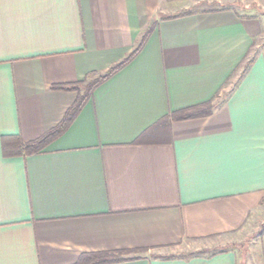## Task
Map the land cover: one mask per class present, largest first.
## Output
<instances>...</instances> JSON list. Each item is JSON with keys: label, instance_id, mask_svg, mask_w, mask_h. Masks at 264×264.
Segmentation results:
<instances>
[{"label": "crops", "instance_id": "0c3cea01", "mask_svg": "<svg viewBox=\"0 0 264 264\" xmlns=\"http://www.w3.org/2000/svg\"><path fill=\"white\" fill-rule=\"evenodd\" d=\"M232 1L0 0V264H264V230L227 246L264 202V57ZM150 28L60 136L11 151L74 104L55 86L104 74ZM205 241L222 247L162 254Z\"/></svg>", "mask_w": 264, "mask_h": 264}, {"label": "trees", "instance_id": "16d2710c", "mask_svg": "<svg viewBox=\"0 0 264 264\" xmlns=\"http://www.w3.org/2000/svg\"><path fill=\"white\" fill-rule=\"evenodd\" d=\"M242 18L253 19L252 16H240ZM151 28L148 29L143 36L141 37L140 41L136 45V47L119 63L110 67L104 74L102 75H89L88 79L83 83L80 84H71V85H58L55 86L59 89H67V90H75L78 91L79 95L74 102V104L66 111L63 119L61 122L51 129L50 131L44 133L40 138L28 142V143H21L20 141L15 143H11L12 152H19L22 154H33L42 151L45 149L55 138L60 136L70 125L73 121L77 113L79 112L80 108L83 104L88 100V98L92 95L93 90L103 81L108 79L111 75L115 72L120 70L143 46V43L150 33ZM252 60H249L243 64V71L248 69L249 65L251 64ZM85 83V85H84ZM82 87V88H81ZM213 111V106L210 103H207L202 106H197L189 110L180 111L178 113H174L170 116L172 120H185L196 118L199 116H205L210 114ZM4 143L5 141H9V139H2ZM6 145V144H5ZM233 247V245H231ZM121 259L114 256L113 253L107 252H100V253H89L83 254L75 264H108L116 261H120Z\"/></svg>", "mask_w": 264, "mask_h": 264}, {"label": "rangeland", "instance_id": "374dc122", "mask_svg": "<svg viewBox=\"0 0 264 264\" xmlns=\"http://www.w3.org/2000/svg\"><path fill=\"white\" fill-rule=\"evenodd\" d=\"M235 9L239 13H241L242 16H252L253 19H255V22H254L255 27L253 28L255 35L253 37V44H252V48L250 51V58L257 57V56L264 57V0H242V1L238 0L236 1ZM241 68L242 69L244 68L243 65L241 66ZM263 230H264V202L260 206L259 214L257 215L256 219L255 220L252 219L251 223H248V228L245 231L246 233L233 235L232 237H230V239L233 241V244H229L227 246L233 245V247L235 248H238V249L243 248L247 251L249 250V247L253 242L258 241L259 235L261 234ZM224 240H222V242ZM209 243H210L209 241L208 242L207 241L190 242L187 244L186 247L183 246V247L173 249L170 251L167 250V252L162 251V254L169 253L171 251L180 253V250H183V251L185 250V252H188V253H194L199 249L205 252V251L215 250L217 248L222 247L219 241L217 242L215 241V243H210L211 245ZM122 255L124 254L114 253V256L117 258L121 257Z\"/></svg>", "mask_w": 264, "mask_h": 264}]
</instances>
